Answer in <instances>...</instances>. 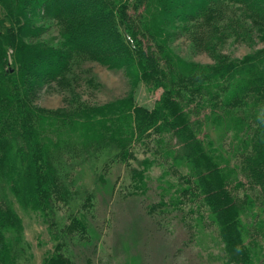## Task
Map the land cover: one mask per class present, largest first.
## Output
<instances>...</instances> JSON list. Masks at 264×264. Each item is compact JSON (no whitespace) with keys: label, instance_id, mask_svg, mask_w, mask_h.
<instances>
[{"label":"trees","instance_id":"1","mask_svg":"<svg viewBox=\"0 0 264 264\" xmlns=\"http://www.w3.org/2000/svg\"><path fill=\"white\" fill-rule=\"evenodd\" d=\"M131 2L134 17L128 0H0V264H20L24 252L17 204L54 239L43 264H76L68 247L89 239L97 188L119 165L131 195H145L149 171L161 167L171 193L153 209L197 200L228 264L264 262V47L243 57L222 51L232 35L252 40L257 32L264 41V0ZM47 19L59 25L57 42L44 37ZM181 35L214 62L180 55L173 45ZM93 61L124 70L129 93L85 98L80 80L100 85L84 67ZM52 84L70 90L67 107L36 103ZM141 85L160 92L153 106L138 102ZM54 132L74 139L58 146Z\"/></svg>","mask_w":264,"mask_h":264},{"label":"rangeland","instance_id":"2","mask_svg":"<svg viewBox=\"0 0 264 264\" xmlns=\"http://www.w3.org/2000/svg\"><path fill=\"white\" fill-rule=\"evenodd\" d=\"M130 1L132 0L123 3V6L134 17ZM45 23L48 28L44 37L57 42L58 23L50 19L45 20ZM139 33L153 50H157L155 42L144 31ZM257 34L256 32L252 36V40L249 37L237 39L232 35L224 42L222 51L226 55L243 57L264 47V41ZM173 46L187 59L204 64L214 62L207 52L196 51L185 35L179 36ZM84 67L92 70L100 84L97 88L86 85L84 80H80L78 84L77 90L92 103L114 100L132 89L131 80L124 70L110 69L95 61L87 62ZM81 75L86 77V71ZM69 91L57 84L47 85L37 91L35 101L43 107H67L70 102ZM159 95L160 92H151L144 85L137 90L138 102L148 106H153ZM52 137L59 146L72 141L74 133L54 132ZM143 155L144 153L141 154ZM162 172L161 167L154 166L149 171L148 192L145 195H131L124 187L131 181L126 167L114 166L108 171L109 182L97 188L96 205L89 218V239L83 243L73 240L68 247L76 264H228L224 243L216 224L211 221L208 208L200 207L197 200L192 202L189 199L178 208L170 203L157 209L151 207L161 200L163 193L166 194L165 197H170L171 190L165 191L169 187L167 180L160 181ZM91 178L92 176H87L86 179L92 182ZM169 178L171 181L177 180L175 174L169 175L168 180ZM17 206L25 224L21 235L24 252L20 264H43L45 255L55 248L54 239L41 218L29 209ZM67 210L63 206L59 214L65 216ZM258 264H264L262 259Z\"/></svg>","mask_w":264,"mask_h":264}]
</instances>
